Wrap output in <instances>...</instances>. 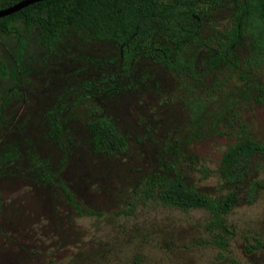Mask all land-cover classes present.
Segmentation results:
<instances>
[{
	"label": "rangeland",
	"instance_id": "obj_1",
	"mask_svg": "<svg viewBox=\"0 0 264 264\" xmlns=\"http://www.w3.org/2000/svg\"><path fill=\"white\" fill-rule=\"evenodd\" d=\"M230 15L223 0L202 33ZM18 31L0 32V264H264V153L236 188L219 166L243 137L264 144V64L246 42L211 69L216 46L199 48L193 80L144 57L123 69L111 42L81 31L49 48ZM94 110L124 151L93 150ZM177 176L209 197L235 192L221 224L159 201Z\"/></svg>",
	"mask_w": 264,
	"mask_h": 264
},
{
	"label": "trees",
	"instance_id": "obj_2",
	"mask_svg": "<svg viewBox=\"0 0 264 264\" xmlns=\"http://www.w3.org/2000/svg\"><path fill=\"white\" fill-rule=\"evenodd\" d=\"M17 1L0 0V9ZM221 2L223 0H40L0 17V32L18 36V26L25 32L36 28L40 44L49 48L68 31H81L91 40L111 42L118 50L123 69L144 57L162 64L176 76L193 80L196 53L209 44L216 46V52L207 57L206 69L224 64L243 42L253 64H264V0H225L231 10L229 27L204 35V18ZM4 74V65L0 62V76ZM90 129L94 151L107 154L124 151L125 137L96 110ZM262 153L264 144L250 137L235 141L220 159L224 180L236 188L251 159ZM156 194L159 201L168 206L183 210L207 209L217 215V224L222 222L219 216L237 199L233 190L222 198L206 196L180 176L163 183ZM65 197L72 202L67 192Z\"/></svg>",
	"mask_w": 264,
	"mask_h": 264
},
{
	"label": "water",
	"instance_id": "obj_3",
	"mask_svg": "<svg viewBox=\"0 0 264 264\" xmlns=\"http://www.w3.org/2000/svg\"><path fill=\"white\" fill-rule=\"evenodd\" d=\"M36 1H40V0H19L16 3H14L8 7L0 9V17L8 15L12 12H15V11L33 3V2H36Z\"/></svg>",
	"mask_w": 264,
	"mask_h": 264
}]
</instances>
